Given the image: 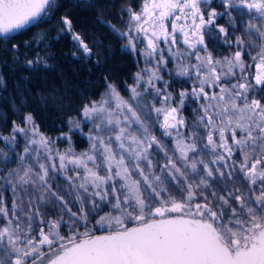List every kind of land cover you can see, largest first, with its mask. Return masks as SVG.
<instances>
[{"label":"snow or ice","instance_id":"snow-or-ice-1","mask_svg":"<svg viewBox=\"0 0 264 264\" xmlns=\"http://www.w3.org/2000/svg\"><path fill=\"white\" fill-rule=\"evenodd\" d=\"M212 3L142 0L139 11L121 10L129 14L124 31L100 20L125 39L123 48L143 57L145 67L127 86V99L102 77L104 94L80 109L82 122L92 125L87 150L76 153L68 134L61 139L69 147L55 149L31 113L23 126L13 121L11 133L0 135L9 149L0 148L5 165L13 162L9 153L19 147L18 135L24 140L15 154L17 166L0 168V181L12 192L10 209L0 196V217L6 221L0 225V264H264V0H219L222 12ZM57 8V0H0V35L46 22ZM233 11L248 16L234 41L216 24L227 15L235 30ZM59 23L54 39L69 35L76 49L71 55L91 60L92 47L69 16ZM206 34L236 50L213 56ZM46 41V34H36L24 47ZM97 43L105 47L102 40ZM249 48L255 51L254 75L244 60ZM19 49V43L7 49L18 67ZM23 55V65L34 72L51 67L40 52ZM169 56L175 62L170 77L192 81L190 90L169 91L172 85L161 75ZM147 95L152 102L142 103ZM189 101L199 113L191 123L182 115ZM70 123L81 127V121ZM157 126L173 141L171 151L154 134ZM154 153L164 162L154 161ZM69 170L75 175H67ZM60 174L71 201L53 190ZM70 202L80 205L77 211ZM48 204L50 211L59 207L58 218L41 212Z\"/></svg>","mask_w":264,"mask_h":264},{"label":"trees","instance_id":"trees-1","mask_svg":"<svg viewBox=\"0 0 264 264\" xmlns=\"http://www.w3.org/2000/svg\"><path fill=\"white\" fill-rule=\"evenodd\" d=\"M134 1L91 0L76 6L61 3L46 22L10 40L1 41L0 76L3 80L0 81V135H9L13 121L21 123L29 113L45 136L53 138L67 133L70 120L80 115L82 106L91 100H97L106 88L103 76H108L107 82L115 84L118 89L125 87L131 81L138 62L134 55L123 49L122 39L101 24L100 20L116 27L122 6ZM89 3L93 6L88 7ZM65 15L73 21L74 30L92 43L91 60L80 53L76 58L71 55L76 49L69 35L64 34L59 39H54L62 27L60 18ZM36 34H46V43H41L38 47L33 44L26 49L24 41L32 40ZM98 40H102L105 47H100ZM13 43L20 44L19 67L7 52ZM26 51L28 58H32L36 52L46 55V62L51 67H41L35 72L28 69L22 63ZM97 59L100 61L99 65L94 63ZM75 137L77 138V134ZM2 146L3 141H0V148ZM1 193L8 202L6 205H9L10 192L0 182V196ZM52 207L51 204L42 205L41 211L47 217H59V207L50 211Z\"/></svg>","mask_w":264,"mask_h":264},{"label":"rangeland","instance_id":"rangeland-1","mask_svg":"<svg viewBox=\"0 0 264 264\" xmlns=\"http://www.w3.org/2000/svg\"><path fill=\"white\" fill-rule=\"evenodd\" d=\"M141 3H142V0H135L133 3H127V4L122 6V8L119 11L118 17H117V24L118 25L115 27L117 30L124 31L127 28L128 21H129V14L127 13V11H125V12H123V14H121V10L122 9H127L129 6H131L133 11H139L140 8H141ZM213 3H217L220 6L219 10L216 9L217 11H220V12L224 11L222 4L219 3V0H213ZM212 8H214V7H212ZM209 10H211V9H209ZM232 15L236 18L235 30H233L232 26L229 24V20H228V16L227 15L218 18L217 21H216V24L225 26L228 29V31H229V38L234 41L236 36L242 35V29H243L244 25L247 23L248 16H246V15L245 16H239L236 11H233ZM213 32L214 33L216 32L215 26H213ZM206 35H207L206 37L209 38V41L211 40V42L220 39L215 34H206ZM85 42L88 43L90 47H92V51H93L92 43L89 42V41H86V40H85ZM122 42H123L122 43V46H123L125 44V42H126L125 39H122ZM181 46H182L181 49H183L185 47L184 45H181ZM139 47L143 48L144 45L141 44V45H139ZM160 47L161 48H165V45L163 44V42H161ZM216 48L217 49H214V47H212L211 49H208L210 52L213 53V56H215V57H223V56L229 55L231 52L236 50L235 47L229 48V47L223 45L221 40L219 42V47L217 45ZM123 49H125V48H123ZM125 50L129 51L132 55H134V57L136 58V60L138 62L137 69H136L135 73L133 74V76L131 78V81L125 87H123L121 89L117 88L118 91L120 92V95L122 97H124L125 99H127L129 97V95H130V92L128 91L127 86L128 85H132L135 82V74L145 67V62H144L143 57L140 54L133 53V52H131L128 49H125ZM165 55L167 56V51L166 50H165ZM251 55H255V51L249 48V49H247V53L244 56V60H245L246 64H251L252 65L251 67L248 68V69H251V70L250 71L247 70V71L254 75L255 67H254V64H252ZM168 59H169V63L167 65V68H165L161 72V75L163 76L165 81H169L171 83L172 86H171V88H169V91H171L174 94H176L179 91H181L182 89H189L190 90L192 81H188L187 83H185V82H183V78H179V77L172 78V77H170L169 73H170V71H172L174 69L175 62L172 60V58L170 56L168 57ZM192 62L195 63V57L194 56L192 57ZM232 82H235V81L233 80ZM158 87H163V85L162 84H158ZM105 91H106V88L104 89V91L102 92V94L100 95V97L97 100H99L101 98V96L104 94ZM209 91H211V90L209 89ZM217 91H218V89H217ZM176 99L178 100L179 97L177 96ZM145 101L151 103L152 102V96L151 95H147V96L143 97L142 103L145 102ZM157 106H159V104H157ZM196 108H197V104L192 103L191 101H189L187 106L182 111V115L190 123L199 114V113L193 111V109H196ZM152 115H153V118H154L155 114L153 113ZM72 121H81V127L79 129H77V128H75L74 124L69 123V132L63 133V134H68V135L71 136V147L73 148V150L76 153H81V152H83V151H85V150H87L89 148V141L87 139V133L89 132V129L92 127V125L90 123L85 125L82 122V117L80 115L78 117H76V118H73ZM18 124L23 126V121L21 123H18ZM70 129H71V131H70ZM74 134L75 135L77 134V138L75 137ZM154 134L158 138L163 139L164 142L166 143V145L168 146L169 150L171 151V148H172V145H173V141L171 139H169V138L162 137V132L158 128V126L155 129ZM61 137H62V134H60V135H58L56 137H53L51 139L54 141L53 147L55 149H58L60 151H64L65 149H67L69 147V143H68V141L66 139H61ZM18 140L20 142L19 143V147H16L14 149V152H10L9 153V155L12 158L13 162L12 163H8L7 165H5L3 163H0V168H3L5 171H7V169L15 168L17 166L16 165V161H15V154L21 153L22 150H23V147H24L23 137L18 135ZM1 148H4L5 151H9V149L5 148L4 142H3V146ZM155 160H159L161 163L164 162L163 156L162 155H158L156 153H154V161ZM57 163H58V161H57ZM69 168L71 169V166H69ZM156 171L159 172V168H157ZM0 175H2V174H0ZM67 175L74 176L75 173L73 171L69 170ZM0 182L4 186V182L3 181H0ZM8 190L10 192L9 193L10 202H9V205H7V206L10 209L11 208V204H12V192H11L10 189H8ZM53 190L59 191L69 201H71L73 199V196H69L68 195V192L70 190L69 189V184H68V181L64 178L63 174H60V175H58L56 177V179H55V187H54ZM1 196L4 198L3 193H1ZM4 201H5L6 204L8 203V202H6L5 198H4ZM68 207L72 208V211H77V209L80 207V205L76 204L75 206H73V204L70 202L68 204ZM25 210H27V208H25ZM106 211H107V209H105V212ZM103 214L104 213H100V215H103ZM45 216H47V215H45ZM48 218L55 219V218H58V217L56 215H53V216H49ZM98 218L99 217L97 216L94 219H98ZM65 219H67V216H65ZM5 222L6 221H4L2 217H0V225L4 224ZM36 231L38 233V231H39L38 227H36ZM98 233H102V232L99 229H97V234Z\"/></svg>","mask_w":264,"mask_h":264},{"label":"flooded vegetation","instance_id":"flooded-vegetation-1","mask_svg":"<svg viewBox=\"0 0 264 264\" xmlns=\"http://www.w3.org/2000/svg\"><path fill=\"white\" fill-rule=\"evenodd\" d=\"M89 1H91V0H57V4H58V6L61 4V3H70V4H72L73 6H76L77 4H83V3H88ZM212 7H214V8H216L217 10H219V5L217 4V3H212ZM58 9V8H57ZM56 9V10H57ZM55 10V11H56ZM54 11V12H55ZM43 22H40V23H36L35 24V26L36 25H39V24H42ZM167 24H168V27H169V30L171 29V22L170 21H167L166 22ZM34 26H31V27H29V28H27V29H21V30H18L17 32H12V33H8V34H6V35H0V42L1 41H4V40H9V37H14V36H17V35H19L20 33H22V32H24V31H26V30H28V29H30V28H33ZM177 36H178V38H179V36H180V34L179 33H177ZM207 35H205V43L208 45V49H211L212 47H214V49H217L216 48V46L218 45V47H219V42L220 41H213V42H211V40L209 41V38H207L206 37ZM4 39V40H3ZM181 45H183L182 44V42L178 45L180 48H182V46ZM218 51V50H217ZM219 52V51H218ZM248 71H250L251 69H247Z\"/></svg>","mask_w":264,"mask_h":264},{"label":"water","instance_id":"water-1","mask_svg":"<svg viewBox=\"0 0 264 264\" xmlns=\"http://www.w3.org/2000/svg\"><path fill=\"white\" fill-rule=\"evenodd\" d=\"M98 234H102V233H98Z\"/></svg>","mask_w":264,"mask_h":264}]
</instances>
